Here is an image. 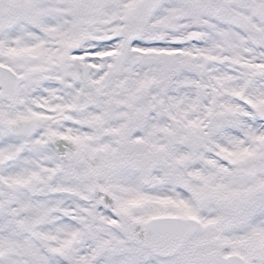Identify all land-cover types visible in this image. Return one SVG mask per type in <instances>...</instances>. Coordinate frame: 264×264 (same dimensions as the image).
<instances>
[{
    "label": "snow or ice",
    "instance_id": "obj_1",
    "mask_svg": "<svg viewBox=\"0 0 264 264\" xmlns=\"http://www.w3.org/2000/svg\"><path fill=\"white\" fill-rule=\"evenodd\" d=\"M0 264H264V0H0Z\"/></svg>",
    "mask_w": 264,
    "mask_h": 264
}]
</instances>
